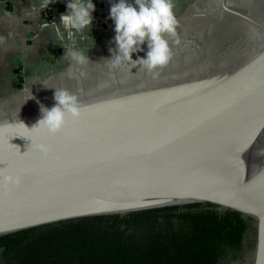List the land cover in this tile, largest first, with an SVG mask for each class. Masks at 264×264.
Here are the masks:
<instances>
[{"label": "water", "instance_id": "water-1", "mask_svg": "<svg viewBox=\"0 0 264 264\" xmlns=\"http://www.w3.org/2000/svg\"><path fill=\"white\" fill-rule=\"evenodd\" d=\"M247 1L220 4L241 20L240 30L194 49L157 77L143 71L124 80L137 68L77 95L82 115L68 116L58 133L29 130L42 118L40 105L0 116V236L205 203L254 220L251 264H264V4L254 16L237 9ZM213 19L182 45L209 39L195 35ZM7 175L20 184L8 185Z\"/></svg>", "mask_w": 264, "mask_h": 264}, {"label": "trees", "instance_id": "trees-1", "mask_svg": "<svg viewBox=\"0 0 264 264\" xmlns=\"http://www.w3.org/2000/svg\"><path fill=\"white\" fill-rule=\"evenodd\" d=\"M254 220L205 203L97 215L0 236V264H221Z\"/></svg>", "mask_w": 264, "mask_h": 264}, {"label": "crops", "instance_id": "crops-1", "mask_svg": "<svg viewBox=\"0 0 264 264\" xmlns=\"http://www.w3.org/2000/svg\"><path fill=\"white\" fill-rule=\"evenodd\" d=\"M42 2L0 0V116L55 101V89H67L77 96L139 68L131 69L127 63H121L104 75L102 82L82 84L77 78L96 70L94 61H105V65L99 66L101 68L111 67L109 60L113 58L112 50L116 49L113 42L116 33L110 8L119 0H92L95 4L92 24L81 32L68 31L61 24V16L69 14L67 4L70 0H53L48 5L53 12L50 18L45 17ZM128 2L134 4V0ZM203 3L204 0H174L178 21L195 18L192 13ZM209 8L207 6L206 11ZM216 9L211 8L210 12ZM69 47L82 50L89 56V62L78 65L64 59Z\"/></svg>", "mask_w": 264, "mask_h": 264}, {"label": "clouds", "instance_id": "clouds-1", "mask_svg": "<svg viewBox=\"0 0 264 264\" xmlns=\"http://www.w3.org/2000/svg\"><path fill=\"white\" fill-rule=\"evenodd\" d=\"M53 0H43L41 8L51 4ZM174 0H119L110 8V18L114 21L113 42L116 49L113 51V58L109 62L114 65L127 63L132 68L139 66V70H146L153 78L159 75V69L166 67L173 58V50L167 36H175L177 33L178 19L174 12ZM69 14L61 16V24L65 29L77 32L83 31L93 21L92 13L95 11V4L92 0H70L67 4ZM147 43L148 51L146 58L140 57L133 60L132 54L142 51V45ZM179 44V39L175 41ZM64 59H70L78 65H85L89 62L82 50L69 47L64 52ZM71 68H69V72ZM45 85V84H43ZM45 87H47L45 85ZM49 88V87H47ZM55 89V88H53ZM55 104L51 107L40 105L42 118L37 125L29 130L44 128L50 133L60 132L67 124V117L80 118L82 106L78 97L67 89H55ZM32 142V141H31ZM37 149L47 153L50 146L38 144ZM0 175H3L0 173ZM8 185H19L18 176H4Z\"/></svg>", "mask_w": 264, "mask_h": 264}, {"label": "flooded vegetation", "instance_id": "flooded-vegetation-1", "mask_svg": "<svg viewBox=\"0 0 264 264\" xmlns=\"http://www.w3.org/2000/svg\"><path fill=\"white\" fill-rule=\"evenodd\" d=\"M263 4H264V0H249L247 1L246 7L244 4L243 5L244 7L241 5V7L240 8L237 7V9L241 11H247L251 13L252 15L256 16L257 12L259 11V9L262 7ZM215 11H216L214 12L215 14L213 13L214 16L212 15V18H214L213 21L207 24V26L203 27V29H199V31L195 35V36L200 35L204 38L209 36V39L207 37L205 41L201 40V42H199L198 44H197V38L194 39L195 42L191 41L189 43H186V45H182L183 43H180L173 54L174 56L172 60L169 62L167 66L173 65L181 61L185 56L189 55L195 50H198V49L200 50L201 48L203 49V47L206 48L208 46L214 45L221 38H224L230 35L232 32H235L236 30L241 29L242 27L241 20H239L238 18H236L235 16L231 14L224 12L220 7H218ZM224 19H227V20H224ZM208 29L210 30L209 32H208ZM183 48L184 49L186 48L187 50L184 52L182 51ZM188 51L189 53H186ZM143 71H146V70L137 69V71H134V72L132 71L124 78V80H129L131 78H134L137 75L142 74ZM110 84L111 83H106L104 86L110 85ZM89 92H93V91H89ZM254 245H255V223H254V229L253 230L250 229L247 231V235L244 238V246L241 252L237 255V257L229 256L226 260L221 261V264H251Z\"/></svg>", "mask_w": 264, "mask_h": 264}, {"label": "rangeland", "instance_id": "rangeland-1", "mask_svg": "<svg viewBox=\"0 0 264 264\" xmlns=\"http://www.w3.org/2000/svg\"><path fill=\"white\" fill-rule=\"evenodd\" d=\"M212 2H213V4L211 5ZM219 3H221V0H204L203 6H198L196 11L194 13H192V15L195 16V18L192 17L190 19H185L184 22H179L181 24L178 23L176 35L175 36H171V35L167 36V39L169 40V43H170V46L172 47V50L175 47H177L197 26H199L205 20L210 18L213 15L211 13H214V11L210 12L211 8L216 9L217 7H219ZM207 6H208V8L209 7L210 8L206 11L205 8ZM177 39H179V44L175 43V41ZM141 47H142V49L144 48V51L142 50V51L133 53L132 54L133 60H136L137 58H140V57H146V52L148 51L147 43L145 42V44L142 45ZM105 64H106L105 61H102V62H100V61L95 62L94 61L93 65L95 66L96 70L93 69L92 72H89L88 74L83 73L84 75L82 77L80 75V77L77 79L79 81L82 80V84L83 83L92 84L96 80H97V83L100 81L102 82L104 80V75H106L107 73H109L111 71V69H115V67H116L115 65H113V63H111V67L108 66L105 69L99 67V66H103ZM76 85L78 86V88H81L78 83H76Z\"/></svg>", "mask_w": 264, "mask_h": 264}, {"label": "built area", "instance_id": "built-area-1", "mask_svg": "<svg viewBox=\"0 0 264 264\" xmlns=\"http://www.w3.org/2000/svg\"><path fill=\"white\" fill-rule=\"evenodd\" d=\"M43 13H44L45 17L50 18L53 12L49 7L45 6V7H43Z\"/></svg>", "mask_w": 264, "mask_h": 264}, {"label": "snow or ice", "instance_id": "snow-or-ice-1", "mask_svg": "<svg viewBox=\"0 0 264 264\" xmlns=\"http://www.w3.org/2000/svg\"><path fill=\"white\" fill-rule=\"evenodd\" d=\"M21 127H22V125H21ZM250 142H251V141L249 140V141H247L244 145H242V146H241V150H246L247 144L250 143ZM241 163H242V161H241Z\"/></svg>", "mask_w": 264, "mask_h": 264}]
</instances>
